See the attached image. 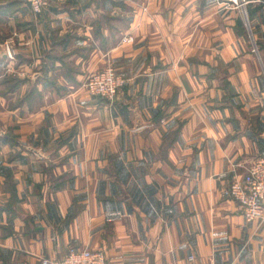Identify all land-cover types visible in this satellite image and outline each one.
I'll list each match as a JSON object with an SVG mask.
<instances>
[{
    "label": "crops",
    "instance_id": "obj_1",
    "mask_svg": "<svg viewBox=\"0 0 264 264\" xmlns=\"http://www.w3.org/2000/svg\"><path fill=\"white\" fill-rule=\"evenodd\" d=\"M133 37V42H124ZM0 264H264L225 189L264 156V0H0ZM111 63L114 104L89 77ZM193 258V260H191Z\"/></svg>",
    "mask_w": 264,
    "mask_h": 264
},
{
    "label": "built area",
    "instance_id": "obj_2",
    "mask_svg": "<svg viewBox=\"0 0 264 264\" xmlns=\"http://www.w3.org/2000/svg\"><path fill=\"white\" fill-rule=\"evenodd\" d=\"M31 10L41 15L48 8L49 0H25ZM227 9L246 11L251 0H221ZM133 37H126L124 42H133ZM7 54L12 58V53L7 47ZM126 80L118 74L111 63L101 71L89 77L85 84L87 91L114 104L118 93L125 86ZM244 173L237 176L228 188L225 195L237 202L241 213L247 222H264V156L256 158L244 167ZM193 260V258H191ZM42 264H107V256L102 250H93L87 247H71L60 260L50 261L43 259ZM210 264H229L211 262Z\"/></svg>",
    "mask_w": 264,
    "mask_h": 264
},
{
    "label": "water",
    "instance_id": "obj_3",
    "mask_svg": "<svg viewBox=\"0 0 264 264\" xmlns=\"http://www.w3.org/2000/svg\"><path fill=\"white\" fill-rule=\"evenodd\" d=\"M7 56H8L7 52L3 51V53L0 55V58H6Z\"/></svg>",
    "mask_w": 264,
    "mask_h": 264
},
{
    "label": "rangeland",
    "instance_id": "obj_4",
    "mask_svg": "<svg viewBox=\"0 0 264 264\" xmlns=\"http://www.w3.org/2000/svg\"><path fill=\"white\" fill-rule=\"evenodd\" d=\"M7 47H8V43H7ZM7 49H5V51H6ZM7 52V51H6ZM8 55V54H7ZM6 58H9V56H7Z\"/></svg>",
    "mask_w": 264,
    "mask_h": 264
}]
</instances>
